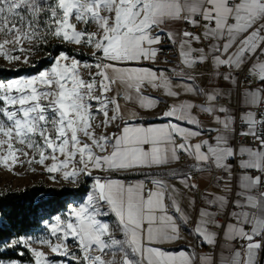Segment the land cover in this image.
Returning <instances> with one entry per match:
<instances>
[{"label": "snow or ice", "instance_id": "snow-or-ice-1", "mask_svg": "<svg viewBox=\"0 0 264 264\" xmlns=\"http://www.w3.org/2000/svg\"><path fill=\"white\" fill-rule=\"evenodd\" d=\"M49 40L88 48L94 62L61 52L48 70L0 81V167L35 172V163L51 182L72 185L99 175L66 218L44 222L47 236L0 237V264H22L7 255L16 249L32 264H264V0H0V58L28 65ZM165 45L178 50L171 68L156 67ZM147 87L173 101L160 125L121 108L163 103ZM233 92L244 98L239 114L222 103ZM237 136L250 144L237 148ZM185 157L184 168L143 172ZM216 171L228 181L211 182L227 193L236 180L233 200L194 182ZM133 172L162 178H110ZM184 193H193L187 210ZM197 195L207 207L196 209ZM110 214L114 225L99 218ZM182 230L212 251H192Z\"/></svg>", "mask_w": 264, "mask_h": 264}, {"label": "trees", "instance_id": "trees-1", "mask_svg": "<svg viewBox=\"0 0 264 264\" xmlns=\"http://www.w3.org/2000/svg\"><path fill=\"white\" fill-rule=\"evenodd\" d=\"M47 51L48 56L41 61L39 68L49 65L60 52L79 55L72 45L60 43H52L47 47ZM35 70L37 69H21L20 73ZM15 75L16 73L11 70L0 69V80ZM89 184V178L81 180L75 186H52L38 181L21 188L0 190V237L8 238L29 234L39 227L43 220L62 211L71 200L85 195ZM19 251L25 250H11L7 255L19 258L23 262L32 261L33 258L27 251L23 257H18Z\"/></svg>", "mask_w": 264, "mask_h": 264}, {"label": "rangeland", "instance_id": "rangeland-1", "mask_svg": "<svg viewBox=\"0 0 264 264\" xmlns=\"http://www.w3.org/2000/svg\"><path fill=\"white\" fill-rule=\"evenodd\" d=\"M80 27H84V26L80 25ZM88 30L94 31L95 30L94 25H90ZM52 43H58V42H56L55 40H49L48 43L44 44L39 49V51L34 52L29 57L30 63L28 65H25V64H22L19 62H13V63L9 64V63L5 62L2 58H0V69L11 70V71L16 73L15 76L10 77L8 79L0 80V81L6 82L8 80L19 78V77H31V76L37 75L40 71L48 70L52 66V64L54 63L55 59L58 57L59 54L52 60V62L49 65H47L43 68H39V67H40L41 61L48 56L47 47L49 45H51ZM75 51L79 54L78 56L70 55V54H68V55H70L76 59H79L82 62H89V63L94 62L92 60L91 55H90V49L75 47ZM64 53H66V52H64ZM21 69H37V70H35L33 72L20 73ZM121 94H123L122 90H121ZM145 95H147L146 89H145ZM120 103H121V108H122L125 116L127 117L128 113L130 111L134 110L133 106L129 103H124V101H120ZM114 130H115L114 128L108 129V131L110 133ZM46 163H51V161L50 160L46 161ZM31 167L35 168L36 171L32 172L27 164H25L23 166L18 165L14 168L13 171H8L6 168L0 167V190H5L8 188H21V187H24L26 185H31L33 183H36L38 181H42L45 184L52 185V186H75V185L69 184L67 182L53 183L48 179V175L45 173L42 166L34 163L31 165ZM98 174L99 173H97V172H93V177L98 175ZM93 177L82 176L80 178V181L84 180L85 178L90 179L89 189L85 195H83L80 198L71 200L62 211H60L59 213L53 215L52 217H50L48 219L43 220L39 227H37L36 229H34L33 231H31L29 234H26V235L47 236L48 233L45 229L44 222L47 221L49 223H54L55 217H57V216H60L62 218H66L68 208L70 206H78L80 203L84 202L86 200L87 195L91 191V188L93 185ZM99 218L105 223H109L110 225H114L113 221H111L112 219L110 218V215L101 216ZM68 244H69V248L74 250L75 245H74V242L72 241L71 238H69ZM34 247H39V245H34ZM45 251H47V250L45 249ZM68 259L70 260L71 258L69 257ZM22 264H32V261H26V262L22 261Z\"/></svg>", "mask_w": 264, "mask_h": 264}, {"label": "crops", "instance_id": "crops-1", "mask_svg": "<svg viewBox=\"0 0 264 264\" xmlns=\"http://www.w3.org/2000/svg\"><path fill=\"white\" fill-rule=\"evenodd\" d=\"M174 27L178 28L179 25H175ZM224 90L227 92V90H228V86L227 85H224ZM146 94L148 96H152V97H162V93L161 92H159V91H157V90H155V89H153L151 87H147L146 88ZM121 95H123V94H121ZM165 99H167V97H162V100H165ZM226 100L229 103H235L237 101L239 104L245 105L244 98L243 97H237L234 92L232 93L231 98H227L226 97ZM172 102L173 101H171L170 103H172ZM124 103H126V102L124 101ZM129 104H131V103H129ZM131 105L133 106V109L135 111H138L140 113L139 123H141V124H156V125H160V124L165 122L163 120V118L157 119V116L159 115V113L161 111H163L161 109L160 105H158L157 108H155L154 110H143V109H139L137 104H131ZM230 111L234 112V110L232 108H230ZM202 123H205L206 125H209L211 122L210 121H208V122L207 121H202ZM239 147H242V146H239ZM239 147H237V148H239ZM189 163L190 162L185 157V158L182 159V161L179 164H173L172 166H170V168L153 169V170L144 169L143 172L147 173L149 171H170L172 168H184ZM222 175L224 176L225 182H227L228 181V177L226 175H224V174H216L214 176H222ZM239 175L240 174H236V175H234V177H238ZM214 176H211L209 173H203V174L197 175L195 177V179H194V182L198 183L200 187H203L205 189L204 192L206 191V192L214 194V195H225V196L228 197V199H230V196H231L232 192L231 193H227V192L223 191L222 185H219V184H216L214 182H211V179ZM125 177H131L133 179L132 183L140 182L139 178H148V179H161L162 178V177H149V176H146V175L141 174L139 172H133V173H128V174L116 173L115 175H111L110 178L119 179V180L123 181ZM93 183H94V179H93ZM169 183L175 184L176 187L181 189V192H183L182 186L178 182H176L175 180H169ZM231 186H232V189L234 187L236 191L238 190L237 186H236V180L235 179L232 180ZM192 195H193V193H184V199L181 201V203H182V206H184L186 210H187V198L192 196ZM202 207H207V205H205L203 203L202 199H201V202L198 205L197 210H199ZM232 210L233 209H232L231 205H229L227 210H226V212L230 213ZM190 215L193 216V220L195 222V214L193 215V213L190 212ZM110 218L112 219L111 221H113V224H115L116 223V219H115L114 215L110 214ZM227 219H228V217H227V215H225V221ZM192 227H194V223H193ZM182 234L187 237V246L188 247H190V246L197 247L196 251H194V252H196L198 254H204V253H210L212 251V248H211L210 245L202 246L198 240H193L192 236L189 235L187 230H184V233H182ZM223 244H224V242L219 243V246L216 249L217 253L222 251ZM166 247H170V248L175 249V248L179 247V245H166Z\"/></svg>", "mask_w": 264, "mask_h": 264}, {"label": "built area", "instance_id": "built-area-1", "mask_svg": "<svg viewBox=\"0 0 264 264\" xmlns=\"http://www.w3.org/2000/svg\"><path fill=\"white\" fill-rule=\"evenodd\" d=\"M185 27H187V26L180 24L178 28L183 29ZM188 30L191 31L193 29L189 28ZM178 63H179V57H178V50H177V48H175L173 46H170V45H165L164 46V49H163V54L161 55V62L158 63L156 65V67H159V68H171V67L177 65ZM121 101H123V100H121ZM171 101L172 100L169 99V98L163 100V103L160 104L161 109L164 110L165 109V105L170 104ZM222 103H224L226 106L232 108L234 110V112H236L238 114L240 112V109H242V108L245 107V105H241L237 101L235 103H229L226 99L224 101H222ZM202 121H207L208 122L209 120L207 118H203L202 117ZM203 124L205 126H207L205 123H203ZM212 135H215V133H212ZM203 138L207 139L208 136L205 135ZM250 142H251L250 141V137H240V136H237L235 138V146L236 147H239V146H248L250 144ZM233 163H235V162H233ZM216 174H223V173L216 171V172L211 173L210 175L211 176H214ZM236 174H241L239 169H234L233 175H236ZM147 179L148 178H139V181H144V180H147ZM132 180L133 179L131 177H125L123 181L125 183H132ZM204 190L205 189L203 187H200V192L201 193H203ZM235 192H236V190L233 187V191L231 193V196H230V199L229 200H233L235 198ZM196 199H197V202H196L195 207L197 209V207L200 204L202 198L199 195H197ZM194 214L195 213H193V215ZM220 222L221 223H224L225 222V215H221ZM190 227H192V225H190ZM182 233H184V230H182ZM221 242H224V241L221 239L219 243H221ZM189 248H191L192 251H196V249H197V247H192V246H190Z\"/></svg>", "mask_w": 264, "mask_h": 264}]
</instances>
